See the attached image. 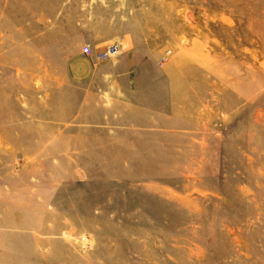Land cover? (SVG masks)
<instances>
[{"label": "rangeland", "instance_id": "1", "mask_svg": "<svg viewBox=\"0 0 264 264\" xmlns=\"http://www.w3.org/2000/svg\"><path fill=\"white\" fill-rule=\"evenodd\" d=\"M0 264H264V0H0Z\"/></svg>", "mask_w": 264, "mask_h": 264}, {"label": "built area", "instance_id": "2", "mask_svg": "<svg viewBox=\"0 0 264 264\" xmlns=\"http://www.w3.org/2000/svg\"><path fill=\"white\" fill-rule=\"evenodd\" d=\"M119 51V45L117 42H112L102 50L95 52H92L91 48L87 44L81 46V53L85 56L91 55L96 61L110 60L116 57L119 54Z\"/></svg>", "mask_w": 264, "mask_h": 264}, {"label": "crops", "instance_id": "3", "mask_svg": "<svg viewBox=\"0 0 264 264\" xmlns=\"http://www.w3.org/2000/svg\"><path fill=\"white\" fill-rule=\"evenodd\" d=\"M96 62H101V61H96ZM84 64L79 59L70 58L68 60V67L73 77L80 78V76L83 75L82 73L86 71V69H88Z\"/></svg>", "mask_w": 264, "mask_h": 264}]
</instances>
